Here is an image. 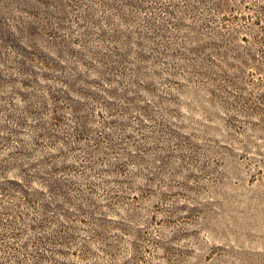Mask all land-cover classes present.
<instances>
[{
  "label": "rangeland",
  "instance_id": "1",
  "mask_svg": "<svg viewBox=\"0 0 264 264\" xmlns=\"http://www.w3.org/2000/svg\"><path fill=\"white\" fill-rule=\"evenodd\" d=\"M214 1L0 0V264H264V0Z\"/></svg>",
  "mask_w": 264,
  "mask_h": 264
},
{
  "label": "trees",
  "instance_id": "2",
  "mask_svg": "<svg viewBox=\"0 0 264 264\" xmlns=\"http://www.w3.org/2000/svg\"><path fill=\"white\" fill-rule=\"evenodd\" d=\"M195 1V0H192ZM199 4L202 5L203 3H206L207 6H209V9L214 10V8L219 7L220 3H215L214 0H196ZM194 7H196L197 5H193ZM192 5L190 7L194 8ZM197 8V7H196ZM264 13V12H263ZM5 183H13V182H5ZM3 182H0V195L6 196V191L8 189V187H4ZM15 185H18V187H16V191L21 193L23 195V198H26V200L28 201L29 204H33L34 203V191H29L24 185H22V182H14ZM25 200V199H24ZM47 211L48 208H47ZM47 222V221H46ZM12 235V234H11ZM49 240V238H47ZM47 241V240H46ZM45 245V242L43 241L42 246ZM28 248V245L25 246V249ZM26 251V250H25Z\"/></svg>",
  "mask_w": 264,
  "mask_h": 264
}]
</instances>
